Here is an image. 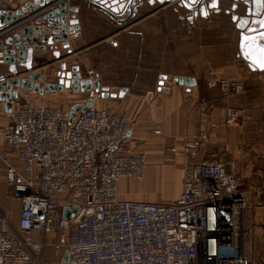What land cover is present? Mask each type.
I'll return each instance as SVG.
<instances>
[{"label": "built area", "instance_id": "2783aa9c", "mask_svg": "<svg viewBox=\"0 0 264 264\" xmlns=\"http://www.w3.org/2000/svg\"><path fill=\"white\" fill-rule=\"evenodd\" d=\"M13 2L0 0V11ZM7 31H0V65L13 50L2 37ZM255 77L264 81V72L255 70ZM206 87L227 101L244 95L247 81L210 69ZM32 95L23 90L12 100L8 123L0 126L6 197L21 205L17 224L0 212V264H63L64 255L45 259L47 247L56 255L64 250L67 264H264V168L245 188L223 153L197 163L208 141L203 130L182 146V193L173 203L123 201L120 180L142 181L147 165L146 155L134 151L128 117L92 106L70 120L69 113L35 105ZM244 118L243 109L224 108L227 127Z\"/></svg>", "mask_w": 264, "mask_h": 264}, {"label": "crops", "instance_id": "0c3cea01", "mask_svg": "<svg viewBox=\"0 0 264 264\" xmlns=\"http://www.w3.org/2000/svg\"><path fill=\"white\" fill-rule=\"evenodd\" d=\"M70 1V6L78 8L80 37L70 41L67 50L55 44L53 51L32 52V58L24 63L0 65V81L17 75L26 78V72L37 69V74L45 77L44 82L37 83L44 87L47 83H57L59 73L69 72L74 67L79 68L82 78L88 77L93 74L88 62L97 52L99 63L119 80L103 87L115 97H100L98 102L93 101V106L126 114L132 123L130 137L134 151L147 157L145 176L160 177L164 182L171 168L182 169L183 144L204 130L208 141L198 151L196 162L209 160L213 153H223L221 160L233 164L240 181L245 185L253 184V173L259 166L256 159L264 155V81L256 79L253 67L238 65L242 58L236 27L241 18L248 16L252 0H207L196 11L187 10L178 0L171 3V0H142L133 7L131 17L128 11L114 16L125 22L110 18L84 0ZM26 2L32 3V0H14L9 10L16 11ZM13 32L7 31L2 37L5 40ZM80 61L85 64L80 65ZM210 69L227 80L245 79L246 93L222 100L218 92L206 87ZM97 77L100 80L101 76ZM181 78L193 79L194 86L180 85ZM58 94L70 95L67 109L60 110L64 113L89 100L87 91L75 93L71 87L56 93H33L32 102L56 108L54 97ZM210 103L214 105L212 108ZM228 105L244 110L245 118L240 126L225 125L224 108ZM253 113H258L260 121L256 122ZM7 114L5 102L0 101V126L8 123ZM154 127L159 128V134L153 133ZM171 148L176 151L172 152ZM132 181L135 180H120L121 200L171 204L182 193L180 185L179 195L174 190L172 197L164 196L165 201L129 199L136 196L131 190L124 191L122 186ZM7 191L5 167L0 161V212L12 224H17L21 205L7 198ZM40 238L37 233L33 235L34 241ZM48 250L44 253L47 256L50 255Z\"/></svg>", "mask_w": 264, "mask_h": 264}, {"label": "water", "instance_id": "95a60500", "mask_svg": "<svg viewBox=\"0 0 264 264\" xmlns=\"http://www.w3.org/2000/svg\"><path fill=\"white\" fill-rule=\"evenodd\" d=\"M88 5L104 12L107 16L117 19L114 16L128 11V17L133 13V7L142 0H84ZM177 0H171L174 2ZM189 11H196L207 0H178ZM251 10L248 16L241 18L237 23L239 31V54L249 66L257 71L264 72L258 62L259 53L257 46H264V40L260 39L264 34V0H252ZM70 0H32V3L26 2L18 10L0 11V30L8 29L14 31L13 34L5 39V42L13 47V50L7 55L4 63H24L31 59V53L34 51H53L55 44H60L62 50L70 47V41L80 37V27L78 25V8L70 6ZM42 11H45L42 13ZM25 16V17H24ZM123 21L125 20H119ZM33 21V24H29ZM44 28L40 29L39 26ZM247 37V47H245L244 38ZM255 39L256 43L252 41ZM39 43L41 45H39ZM26 78L20 75L11 77L8 80L0 81V101L5 102V109L9 113L11 109L10 102L19 96L21 90H29L36 95H43L44 92L54 93L55 91H66L71 88L75 93L94 91L101 98H114L106 88L101 89L99 77L94 84L79 73V68L74 67L69 72H62L58 75L57 83H47L40 87L38 82H44L45 77L38 75L33 71H28ZM180 85L194 86V80L191 78H181ZM93 106V100L89 99L85 104H78L72 107L69 112L70 120L76 113L85 108ZM68 218L67 212L64 214ZM68 263L67 253L63 256V264Z\"/></svg>", "mask_w": 264, "mask_h": 264}, {"label": "rangeland", "instance_id": "374dc122", "mask_svg": "<svg viewBox=\"0 0 264 264\" xmlns=\"http://www.w3.org/2000/svg\"><path fill=\"white\" fill-rule=\"evenodd\" d=\"M95 48H97V47H95ZM101 50H103V48ZM88 63H89L88 67H90L89 70H91L90 73H93L94 76L99 75V76H101L100 79H104V80H106V79L119 80L113 76V74H114L113 72L106 71V66L104 64L99 63L98 58H97V52H95L93 54L91 61L89 60ZM79 64L84 65L85 63H82V61H80ZM32 71L37 74V69L32 70ZM24 76L27 77V73H25ZM116 87H119V86L116 85ZM101 89H103L102 85H101ZM133 96H138V95H133ZM69 97H70V95L65 96L62 94H60V95L58 94L56 97H54L56 105H54V104L53 105L57 109L65 111L67 109V106H68L67 103H68ZM96 100H97V102L100 100L99 94H97V97L94 101H96ZM103 108L106 109L104 106L102 107V109H101V107L99 109L104 110ZM109 109L110 110L106 109V111L107 110L108 111L113 110L111 108H109ZM113 111H115V110H113ZM117 112L124 114L123 112H121L119 110ZM124 115H126V114H124ZM262 135L264 136V133H262ZM256 162L258 163L259 166L257 167V170H255L253 173V179H254L253 181L254 182H253V184H249V185L244 184L245 188L246 187L248 188V186H250V185L253 186L255 184V180H256L255 172L264 168V155H259V157H257V159H256ZM170 172H171L170 176L164 182L161 179H159L160 177L156 178V179H151V178H149V175L146 174L145 179L143 181H132L133 183H131V184L124 183L122 188L124 191L131 190L130 191L131 194L136 196V197H132L129 199H135V200H140V201H148V202L149 201H151V202L162 201L165 199L164 196L166 194H169V198L172 197L173 194H175L174 190H177V196H178L180 193V185L182 186V183H183V171L179 167H173V168H171ZM46 249H49L48 251H49L50 255L47 256L44 254V257L47 261H51V262H58L60 257L63 256L65 253V251L62 250L56 255L55 252L51 249V247H47ZM259 255L264 256V247L263 246L260 247V249H259Z\"/></svg>", "mask_w": 264, "mask_h": 264}, {"label": "snow or ice", "instance_id": "6c2138e0", "mask_svg": "<svg viewBox=\"0 0 264 264\" xmlns=\"http://www.w3.org/2000/svg\"><path fill=\"white\" fill-rule=\"evenodd\" d=\"M260 39L264 40V34H261ZM244 40H245V47H247L248 38L245 37ZM252 43L253 44L256 43L255 39H253ZM257 51L259 53V59L258 61H254V62H258L260 67L264 68V46H257Z\"/></svg>", "mask_w": 264, "mask_h": 264}, {"label": "trees", "instance_id": "16d2710c", "mask_svg": "<svg viewBox=\"0 0 264 264\" xmlns=\"http://www.w3.org/2000/svg\"><path fill=\"white\" fill-rule=\"evenodd\" d=\"M113 82H116V81L111 80V79H106V80L100 79V83L102 84L103 87H108L109 85H111V83L113 84ZM253 114H255L254 118H255L256 122H258V120H259V116L257 115L258 113H253Z\"/></svg>", "mask_w": 264, "mask_h": 264}]
</instances>
